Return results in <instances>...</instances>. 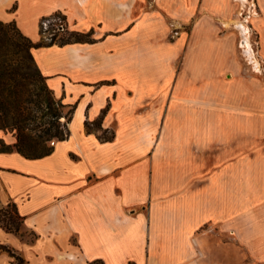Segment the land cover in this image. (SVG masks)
<instances>
[{
	"label": "crops",
	"instance_id": "crops-1",
	"mask_svg": "<svg viewBox=\"0 0 264 264\" xmlns=\"http://www.w3.org/2000/svg\"><path fill=\"white\" fill-rule=\"evenodd\" d=\"M249 3L0 0V21L35 44L55 14L90 35L32 50L73 109L70 136L41 159L0 153V209L22 220L0 245L26 264H223L238 248L264 262V155L238 149L264 129V90H215L205 73L228 58L221 23ZM251 3L264 58V0Z\"/></svg>",
	"mask_w": 264,
	"mask_h": 264
},
{
	"label": "trees",
	"instance_id": "trees-1",
	"mask_svg": "<svg viewBox=\"0 0 264 264\" xmlns=\"http://www.w3.org/2000/svg\"><path fill=\"white\" fill-rule=\"evenodd\" d=\"M89 36L67 33L56 44L90 41ZM42 43H33L20 33L15 23L0 21V132L12 134L15 139L13 144L0 139V153L16 152L29 160L41 159L53 152L52 142L65 141L70 136L61 120L69 116V124L73 109L55 98L32 54L33 49L45 45ZM65 109H69L66 115ZM86 129L90 130L89 125ZM7 207L14 209L15 221L9 218L7 223L0 222V227L18 233L22 220L13 205ZM0 252H7L16 264L25 263L7 246L0 245Z\"/></svg>",
	"mask_w": 264,
	"mask_h": 264
},
{
	"label": "rangeland",
	"instance_id": "rangeland-1",
	"mask_svg": "<svg viewBox=\"0 0 264 264\" xmlns=\"http://www.w3.org/2000/svg\"><path fill=\"white\" fill-rule=\"evenodd\" d=\"M249 1L250 3L246 5V7H243L244 10L241 9L238 12V17H236L235 20L221 23L222 32L220 33V37L226 39L229 44L228 58L223 60L222 65L213 66L211 70V66L206 65L205 67L206 77L210 73L219 75L217 78L218 80L212 82L213 89L215 90L228 89L230 84L234 82H236L238 89H248L254 92L264 90V58L260 53L259 35L246 26L247 18L250 14L248 12L254 10L251 3L252 0ZM180 29L179 27L173 26V30L169 34V39L174 41L180 37ZM41 42H43V45L47 44L42 39ZM57 42H60L59 39ZM68 110L69 109H65V115L68 113ZM259 117L260 115L256 116L255 114L254 120H260ZM68 119L69 116L61 120L64 129L68 127ZM249 138L251 144L246 146V148L240 145L238 149L243 148L241 152H247L252 156L256 154L264 155V129H253ZM0 139H3L6 143L10 141L15 142L12 134L6 135L0 132ZM9 218H13L15 221L16 216L14 214V209L12 207L1 208L0 222L7 223ZM21 228L22 224L19 225V231ZM215 260L223 264H264V262L250 258L248 254L239 248L236 252H223L220 257Z\"/></svg>",
	"mask_w": 264,
	"mask_h": 264
},
{
	"label": "built area",
	"instance_id": "built-area-1",
	"mask_svg": "<svg viewBox=\"0 0 264 264\" xmlns=\"http://www.w3.org/2000/svg\"><path fill=\"white\" fill-rule=\"evenodd\" d=\"M67 33V24L62 15L51 16L40 22V36L46 43H56L58 39ZM54 144L55 142L51 143L52 146Z\"/></svg>",
	"mask_w": 264,
	"mask_h": 264
}]
</instances>
